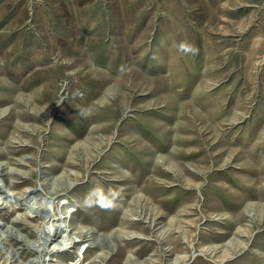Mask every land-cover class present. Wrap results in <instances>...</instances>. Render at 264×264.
I'll use <instances>...</instances> for the list:
<instances>
[{
	"label": "rangeland",
	"instance_id": "obj_1",
	"mask_svg": "<svg viewBox=\"0 0 264 264\" xmlns=\"http://www.w3.org/2000/svg\"><path fill=\"white\" fill-rule=\"evenodd\" d=\"M0 165L77 239L0 200V264H264V0H0Z\"/></svg>",
	"mask_w": 264,
	"mask_h": 264
},
{
	"label": "bare ground",
	"instance_id": "obj_2",
	"mask_svg": "<svg viewBox=\"0 0 264 264\" xmlns=\"http://www.w3.org/2000/svg\"><path fill=\"white\" fill-rule=\"evenodd\" d=\"M1 170H2V168L0 165V175H2ZM67 184L70 185V183H67ZM39 187H40L39 184H37V185H35L34 188L24 191V193L22 195H15L16 193H13V194L7 193V190H3L0 187V200H3L7 203L14 202L15 206H17V205H19L21 207L24 206V209L26 208V215L27 216L43 219V222L39 224V226L36 230V233H39L38 240H34L33 244H27L28 249L31 248V249L36 250V251H46V252L50 251V254H54L56 252V250H67V248L72 243H73V245H76L75 241H77V239H75V236H73V235H72L73 237L71 238V241L70 240L69 241L68 240L62 241V239L64 238L63 233L66 232L68 235L69 232L72 231V229L69 228V226H70L69 222L70 221L68 220V222H67V218L68 217L70 218L71 215L67 214V215L60 216L59 213L55 212V206L57 205L56 199L54 198L53 195L51 196L49 194L39 195V192L42 191ZM38 196H40V197H38ZM29 198L32 199L33 200L32 202L35 204H32V205L26 204L25 201H27ZM1 204H0V208H1ZM6 225H4V223L0 222V246L2 245L1 246L2 249H6L7 245L4 246V244L7 243V238L9 237V235H11V233H13L12 226L9 227V225H8V227H7ZM49 225L50 226L52 225V226L49 227ZM5 226H6V228H5ZM93 232L94 231H92L91 228L88 230L79 228L78 231L76 232V235H78L81 240H87V239H89L91 233L93 234ZM22 237L17 236L16 238L23 241ZM96 240L98 241V239H96ZM99 240L101 241L102 238L99 237ZM52 243H54L53 244L54 246L50 250H48V248L52 245ZM33 245H35V246H33ZM2 249L0 250V252H4ZM6 250L9 251V252L8 251L7 252H8V254H10V257L13 259V261L20 258L19 256H20L21 252H18L16 249H14V247H9ZM31 261L27 262L26 264H34V263L38 264V263H41L42 261H44L45 264H51V262L47 261V259H45V258L42 261H39L38 259L37 260L35 259V261H33V260H31ZM178 262L179 261H175L174 264H178Z\"/></svg>",
	"mask_w": 264,
	"mask_h": 264
},
{
	"label": "clouds",
	"instance_id": "obj_3",
	"mask_svg": "<svg viewBox=\"0 0 264 264\" xmlns=\"http://www.w3.org/2000/svg\"><path fill=\"white\" fill-rule=\"evenodd\" d=\"M178 50L180 52L193 55L198 52V49L194 45L186 42H181L178 46ZM120 199V191L111 187L106 190L97 187L85 196L82 206L85 208H91L93 206L112 208L117 206Z\"/></svg>",
	"mask_w": 264,
	"mask_h": 264
}]
</instances>
